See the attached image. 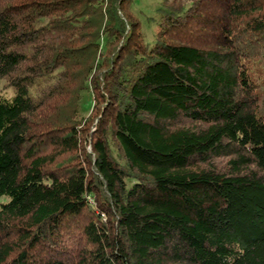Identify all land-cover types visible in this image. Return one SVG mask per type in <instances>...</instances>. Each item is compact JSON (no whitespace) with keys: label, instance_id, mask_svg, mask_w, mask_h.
<instances>
[{"label":"trees","instance_id":"16d2710c","mask_svg":"<svg viewBox=\"0 0 264 264\" xmlns=\"http://www.w3.org/2000/svg\"><path fill=\"white\" fill-rule=\"evenodd\" d=\"M134 1L0 0V264H264V0Z\"/></svg>","mask_w":264,"mask_h":264},{"label":"rangeland","instance_id":"374dc122","mask_svg":"<svg viewBox=\"0 0 264 264\" xmlns=\"http://www.w3.org/2000/svg\"><path fill=\"white\" fill-rule=\"evenodd\" d=\"M160 0H135L133 10L137 13L142 22V27L146 32V39L153 41L155 38L156 21L151 18L156 12V7ZM0 93L10 95L13 89L4 86V81L0 79ZM91 91L84 90L82 92L81 110L85 115H90V107L92 102Z\"/></svg>","mask_w":264,"mask_h":264}]
</instances>
